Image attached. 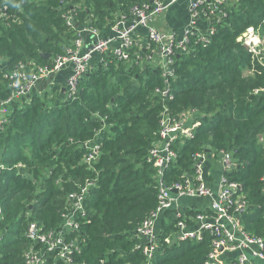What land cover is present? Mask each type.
Here are the masks:
<instances>
[{"label":"trees","instance_id":"trees-1","mask_svg":"<svg viewBox=\"0 0 264 264\" xmlns=\"http://www.w3.org/2000/svg\"><path fill=\"white\" fill-rule=\"evenodd\" d=\"M141 2L4 0L11 17L0 20V102L11 93L6 72L19 64L50 66L72 47L76 25L87 22L104 31L114 17L129 16ZM71 8L73 24L68 26L63 15ZM212 25L207 43L190 37L167 79L174 94L165 102L168 111H194L198 124L191 137L173 145L177 158L163 179L169 184L191 175L198 153H232L237 168L228 177L242 186L248 204L241 223L251 235L264 238V61L238 41L249 27L264 36V0H236ZM140 59L110 57L106 65H92L71 98L53 84L30 94L23 106L9 108L0 126V264H24L28 224L58 230L69 209L68 195L87 181L94 182L84 202L88 222L72 235L80 248L72 264L143 263L133 232L158 204L157 178L147 155L158 139L163 107L154 91L165 79ZM94 141L101 143L100 157L90 170L80 162L87 153L84 145ZM195 213L186 211L187 216ZM161 229L168 233L170 226ZM209 240L204 234L199 242L160 247L152 264H204ZM46 264L60 262L50 256Z\"/></svg>","mask_w":264,"mask_h":264},{"label":"built area","instance_id":"built-area-1","mask_svg":"<svg viewBox=\"0 0 264 264\" xmlns=\"http://www.w3.org/2000/svg\"><path fill=\"white\" fill-rule=\"evenodd\" d=\"M177 1L142 0L140 4L130 8L129 16L114 17L108 26L113 35L105 39L100 37L99 30L87 22L81 28L76 25L72 47L65 49L63 55L53 58L50 66L33 65L27 69L25 64H19L6 72L4 78L9 83L11 93L0 102V126L7 122L10 107L18 104L21 98L29 96L36 85L46 80L50 74H55L68 65L70 74L65 93L71 98L80 78L92 68V58L96 54L102 56L98 65H106V55L124 61L141 58L146 63H152L158 58L155 68L160 70L165 85L156 88L154 94L163 107L159 116L158 139L147 155V162L152 165L157 178L158 204L133 232L136 240L134 249L141 251L144 257L141 264H152L155 252L160 247H170L181 242H199L204 234L210 238L204 264H252L251 258L264 264V238L251 235L241 223V213L247 210L248 204L242 186L228 177L237 168L232 153H198L193 156L191 175L182 174L179 180L169 184L163 179L165 171L177 158L173 145L179 139L191 137L198 124L196 112L186 110L172 115L165 105V102L174 98L167 79L173 77L175 57L187 51L192 36L200 43H207L214 32L212 24L220 23L236 0H185L189 23L181 36L148 27V22L154 15L166 11ZM73 12L72 8L66 9L63 15L68 26L73 24ZM10 17L4 0H0V20L5 21ZM200 20L204 25L198 27ZM140 26L146 28V44H141L135 34L136 28ZM86 37L94 38V41L86 45ZM238 41L243 43L258 62L264 61V36L249 27ZM84 147L87 153L80 164L92 170L93 164L100 157L101 143L94 141ZM207 162L216 163L221 169L215 187L210 181L211 172L206 166ZM261 181L264 182V177ZM93 185L94 182L87 181L79 192L68 195L69 209L62 214V224L58 230L45 231L34 222L28 224L26 238L30 246L23 254L24 264H46L50 256L60 264H72L73 256L80 251L77 240L72 235L79 232L81 224L88 222L84 202L86 192ZM184 198H208L210 202L199 211L193 210L197 212L194 215L187 216L186 211L191 209L181 203ZM158 222L160 224L157 226ZM162 224L170 226L168 233L161 229Z\"/></svg>","mask_w":264,"mask_h":264},{"label":"crops","instance_id":"crops-1","mask_svg":"<svg viewBox=\"0 0 264 264\" xmlns=\"http://www.w3.org/2000/svg\"><path fill=\"white\" fill-rule=\"evenodd\" d=\"M188 23H189V14H188V10H187V3L185 0H178L175 4H172L171 6H169L166 11H164L160 14L154 15L151 18V20L148 22V27L157 29V30L162 31V32H174L176 35L181 36L180 35L181 32H184L186 30ZM200 25L201 26L204 25V22L201 20L199 21L197 26L200 27ZM99 33H100V37H102L103 39L108 38L109 36L113 35V33L110 31L109 27H107L104 31H99ZM135 34H136V37L141 44L147 43V38H146L147 31H146L145 27L140 26V27L136 28ZM93 41H94V38L86 37V40H85L86 45H89ZM101 57L102 56H100L98 54L94 55L92 58L91 65L98 63V61L101 59ZM105 58H110V57L108 55H106ZM69 74H70V65L62 68L60 71H58L54 74V79H53L54 84H57L60 88H62V93H63V89L66 90L67 78H68ZM44 81H42V82H44ZM50 88L51 87H48L46 90H49ZM46 90H44V91H46ZM36 92H40V91L34 88L32 93H36ZM29 96H31V95H29ZM28 102H29V99H28V96H26V97L21 98L17 105L23 106L24 104H26ZM206 166L208 167V169H210V172H211V180L210 181L212 182V186L215 187L216 182L221 175V169L217 166L216 163H213V162H207ZM195 199L203 200L206 202V204L202 205L199 210L206 207L210 202L208 198H195ZM195 199H187V201L195 200ZM183 204L186 206H190L191 210H193L192 208L195 207L192 204H189L188 202H187V204L186 203H183ZM187 209H189V207H187ZM251 263L252 264H262L258 260H255L252 258H251Z\"/></svg>","mask_w":264,"mask_h":264},{"label":"rangeland","instance_id":"rangeland-1","mask_svg":"<svg viewBox=\"0 0 264 264\" xmlns=\"http://www.w3.org/2000/svg\"><path fill=\"white\" fill-rule=\"evenodd\" d=\"M183 34V32H181V34L180 35H182ZM157 60H158V58H155V60L152 62V63H150V65L152 66V67H155L156 66V64H157ZM55 96H59L60 97V95H59V92H57V94H55ZM187 199L186 198H184L182 201H181V203L183 204V203H186L187 204V202L189 203V204H192L193 206H195L194 208H192L193 210H197V211H199V209L201 208V206L202 205H205L206 204V202L205 201H203V200H197V199H195V200H189V201H187ZM184 205V204H183ZM200 206V207H199ZM187 207H189V208H191L190 206H187ZM162 220L163 221H166V219H164V218H162ZM160 224V222H158V224H157V226Z\"/></svg>","mask_w":264,"mask_h":264},{"label":"water","instance_id":"water-1","mask_svg":"<svg viewBox=\"0 0 264 264\" xmlns=\"http://www.w3.org/2000/svg\"><path fill=\"white\" fill-rule=\"evenodd\" d=\"M41 57L44 59H49V55L48 54H41ZM177 57H179V55H177ZM54 74H50L49 77L44 81V82H40L36 85L35 89L39 90L40 92L46 90L48 87H52L54 84ZM65 92V90L63 89V93ZM209 152V151H208Z\"/></svg>","mask_w":264,"mask_h":264}]
</instances>
